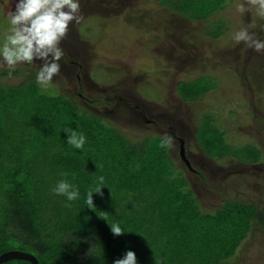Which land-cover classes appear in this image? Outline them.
<instances>
[{"label": "rangeland", "instance_id": "obj_1", "mask_svg": "<svg viewBox=\"0 0 264 264\" xmlns=\"http://www.w3.org/2000/svg\"><path fill=\"white\" fill-rule=\"evenodd\" d=\"M159 1L80 0V20L70 25L60 43L64 56L52 84L46 89L36 84L42 61L35 60L33 65H17L12 78L6 75L7 66H0V89L33 86L34 98L48 102L65 94L128 141L147 139L145 149H160L164 142L169 171L186 178L202 211H221L228 200L255 206L250 226L243 223L241 228L246 237L232 254V244H224L218 260L264 264V52L231 39L232 33L245 28L264 39V18L257 16L251 0H164L166 8L159 7ZM16 2L0 0V36L7 31L8 11L15 10ZM8 122L3 126L0 120V209L7 210L0 218V255L23 251L24 246L11 224L16 197L5 189L8 177H17L16 169L26 167L38 192H53L65 178L60 172L70 177V169L52 162L51 156L28 152L35 140L28 133L23 139L12 131L14 122ZM178 139L184 140L191 168L179 154ZM67 208L61 207L62 212ZM45 214L38 227L51 247V263L85 231L76 264H111L98 258L105 255L100 250L111 228L86 225L76 213L66 220L54 210ZM60 221L63 227L52 224ZM202 231L211 235L207 225ZM204 246L213 251L208 240ZM211 258L215 261V255ZM26 262L13 259L3 264Z\"/></svg>", "mask_w": 264, "mask_h": 264}, {"label": "trees", "instance_id": "obj_2", "mask_svg": "<svg viewBox=\"0 0 264 264\" xmlns=\"http://www.w3.org/2000/svg\"><path fill=\"white\" fill-rule=\"evenodd\" d=\"M155 1L149 0V3ZM158 4L159 7H166L164 0ZM31 87H13L9 92L0 89V120H3V126L9 120V126L14 122L13 132H20L23 139L28 133L29 138L35 140L33 143L30 141L28 152L51 156L52 162L69 168L68 179L79 187L81 198L62 212L61 207L65 208L63 202H66L64 197L60 196L56 202L53 192H38L37 184L31 185V171L26 167L16 169L18 176L8 177L5 189L10 191L12 198L16 197L11 204V224L15 237L24 245L20 250L34 254L39 264H76L80 256L78 246L87 237L85 231L79 233L75 241L66 244L61 258L51 263V247L38 227L48 210L59 212L63 220L76 213L86 225L99 226L101 223L108 229L111 224H118L123 228L125 233L119 237L114 236L111 230L106 232L108 240L100 250L105 255H98L101 261L111 264L129 250L136 253L138 264H224L218 260L220 253L226 249H222L224 244L234 247L229 249V254L241 244L240 240L246 237L242 235L241 228L243 223L250 226L255 206H243L228 200L220 212L202 211L186 178L181 173L171 170L170 173L165 160L169 150L164 142L160 149H145L147 139L128 141L124 134H115L118 129L110 130L100 116L97 118L93 114L96 117H90L84 107L71 102L67 95L43 101L42 98H34ZM25 94H30L31 98L26 100ZM187 98L186 95L185 100ZM25 123L34 128H27ZM64 128H73L85 134L87 142L82 152L67 145ZM59 140L64 143H59ZM105 144L108 147H103ZM86 170L88 175H83L82 171ZM100 176L104 177L102 186L98 183ZM18 177L25 184L29 181V184H22ZM98 187L104 188L101 193L93 194L94 208H89L84 200L85 193ZM103 200L107 202L105 205L100 203ZM3 214L7 215L5 207L0 209V218ZM62 222L52 224L63 227ZM206 225L211 232L209 237L202 231ZM206 240L212 244L211 253L204 246ZM213 255L215 261L211 258Z\"/></svg>", "mask_w": 264, "mask_h": 264}, {"label": "clouds", "instance_id": "obj_3", "mask_svg": "<svg viewBox=\"0 0 264 264\" xmlns=\"http://www.w3.org/2000/svg\"><path fill=\"white\" fill-rule=\"evenodd\" d=\"M251 5L255 7L257 16L264 18V0H251ZM79 10L80 0H17L15 10L8 11L7 31L0 36V66H7L8 78H12L17 65H33L35 60H39L42 66L36 72L35 82L41 88H48L61 69L59 62L64 52L60 43L70 25L79 23ZM231 39L236 44L242 42L257 53L264 52V39L246 28L232 33ZM63 131L67 134V145L82 152L87 142L85 134L73 128H64ZM59 175L65 178L60 179L52 191L64 197L65 207H71L72 202L81 198L80 189L69 182L66 178L68 173L60 172ZM98 183L103 185V176L98 177ZM102 188L85 193L84 200L89 208H94L93 194L101 193ZM110 226L116 237L125 233L118 224ZM113 264H138L136 253L129 250Z\"/></svg>", "mask_w": 264, "mask_h": 264}, {"label": "water", "instance_id": "obj_4", "mask_svg": "<svg viewBox=\"0 0 264 264\" xmlns=\"http://www.w3.org/2000/svg\"><path fill=\"white\" fill-rule=\"evenodd\" d=\"M180 140V156L185 161L186 165L191 168L189 160L186 158V152H185V143L184 140ZM13 259H23L25 261L30 262L31 264H39L38 258L34 254L25 253L24 251H11L8 253H4L0 255V264L9 262Z\"/></svg>", "mask_w": 264, "mask_h": 264}, {"label": "crops", "instance_id": "obj_5", "mask_svg": "<svg viewBox=\"0 0 264 264\" xmlns=\"http://www.w3.org/2000/svg\"><path fill=\"white\" fill-rule=\"evenodd\" d=\"M164 8H166V7H164Z\"/></svg>", "mask_w": 264, "mask_h": 264}, {"label": "flooded vegetation", "instance_id": "obj_6", "mask_svg": "<svg viewBox=\"0 0 264 264\" xmlns=\"http://www.w3.org/2000/svg\"><path fill=\"white\" fill-rule=\"evenodd\" d=\"M179 140V139H178Z\"/></svg>", "mask_w": 264, "mask_h": 264}]
</instances>
